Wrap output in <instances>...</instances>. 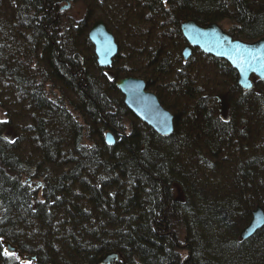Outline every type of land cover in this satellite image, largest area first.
<instances>
[{
	"label": "trees",
	"instance_id": "trees-1",
	"mask_svg": "<svg viewBox=\"0 0 264 264\" xmlns=\"http://www.w3.org/2000/svg\"><path fill=\"white\" fill-rule=\"evenodd\" d=\"M10 1L6 8L0 0V107L6 121L0 123V239L29 253L32 248L20 241L36 246L43 239L40 226L49 228L46 238L55 248L37 255L45 264H95L108 251L121 253L125 264H264V223L239 237L253 210L264 209V147L255 141L264 129V92L249 89L253 102H243L234 92L236 71L225 62L229 68L215 70L228 76L224 118L215 89L195 82L186 61L179 59L176 81L152 82V74H173L169 61L177 50L164 48L168 41L185 44L183 19L200 25L227 21L229 33L237 29L233 36L243 40V33L263 36L264 0H137L148 25L162 29L157 36L165 46L147 55L144 78L174 117L165 137L135 119L113 85L131 75L119 72L132 53L120 37L128 41L140 34L138 28L104 14L108 30L119 38L110 80L87 38L91 16L108 10V2L83 0V16L74 19L59 9L61 0ZM131 13L139 24L147 23L142 10ZM78 38L91 47L88 54L76 52ZM9 90L15 97L11 111L2 101ZM181 97L187 104L178 109ZM108 131L116 137L113 144L105 141ZM27 144L31 154L25 153ZM47 165L54 168L52 179L39 173ZM26 178L43 180L40 199ZM30 228L39 232L30 236ZM1 252L0 246V263H12Z\"/></svg>",
	"mask_w": 264,
	"mask_h": 264
},
{
	"label": "water",
	"instance_id": "water-1",
	"mask_svg": "<svg viewBox=\"0 0 264 264\" xmlns=\"http://www.w3.org/2000/svg\"><path fill=\"white\" fill-rule=\"evenodd\" d=\"M64 1L69 3L73 0ZM180 27L188 45L202 48L209 53L214 52L222 59H226L230 66L237 70L241 80H247L251 73L264 78V38L251 43L242 42L235 37L233 38L214 22L202 26L190 20L181 23ZM88 39L94 46L93 52L96 55V63L99 66H110L113 56L117 53V43L101 19H97L89 27ZM186 49L188 54L189 48ZM114 85L123 97V104L132 115L141 119L158 134L165 136L170 134L173 116L160 104L156 95L146 90L143 80L128 76L116 80ZM107 141L112 142L111 139ZM252 217L254 219H251L250 223L240 233L241 239L252 235L256 229L263 225L264 215L260 207L253 210ZM2 244L4 249L15 253L21 262L29 263L34 260L33 255L21 254L8 241H3ZM116 258L117 255L114 253H108L99 257L98 263L111 264Z\"/></svg>",
	"mask_w": 264,
	"mask_h": 264
},
{
	"label": "rangeland",
	"instance_id": "rangeland-1",
	"mask_svg": "<svg viewBox=\"0 0 264 264\" xmlns=\"http://www.w3.org/2000/svg\"><path fill=\"white\" fill-rule=\"evenodd\" d=\"M79 1H83V0H79ZM93 1V0H92ZM101 1H103V0H101ZM104 1H106V2H108L109 3V8H108V10H104V9H97L96 11H95V13H94V16L92 17L91 16V18H90V20H97V19H101L105 24H106V21H105V18H104V14L106 15V16H109V15H114V22H119V19L118 18H126L127 19V22L125 23V21L126 20H124V23H125V25L128 27H130V26H132L133 25V27L134 28H138V29H136V30H138L139 32H140V34L139 35H132V37L131 36H129L128 38H129V40L127 41H125L124 40V38H123V36L121 35V40H122V42H124V44H125V46H127V47H129L131 50H132V53H129V51H124V52H128L129 53V57H127V60L126 61H124L123 63H124V65L122 66V68L119 70V72H121L122 70L124 71H130L129 73L131 74V75H129L130 77H136V78H139V79H141V80H143L144 81V84H146V80H145V78H144V76H145V74H146V72L149 70V68H148V65L150 64V60L148 61V59H147V55L148 54H150V55H152L153 53H155L156 52V50L157 51H159V47H163V46H165L164 45V43H163V40L164 39H160L157 35H158V33L159 32H161L162 31V29L161 28H159V27H156V25H154L153 23V26L151 25H148V18H147V16H146V14H148V13H146V11H144L143 9H142V7L140 6V3H138V1L137 2H135V1H133V0H124V1H126L127 3H123L124 5V7L123 6H121V4L120 5H116V3H120L122 0H104ZM103 1V2H104ZM97 2H99V0H97ZM140 2V1H139ZM83 3H84V1H83ZM107 3V4H108ZM85 4V3H84ZM126 4H128V5H134V8L135 9H137L138 11L140 10H142L143 11V15H144V18H146L147 19V23L145 24V23H143V24H139L138 22H140V21H138V22H136L137 20H133V13H131L133 10H134V8L133 9H127L128 7H126ZM98 5H100V6H104L103 4H100V3H98ZM78 6V4H75L74 6H73V8H72V10L75 12V10H76V14L78 15V16H80L81 14H82V12L83 11H81L79 8H75V7H77ZM59 9H60V7H59ZM77 9H79L78 11H77ZM99 10L101 11V12H99ZM70 13H72V11L70 12ZM136 14V13H135ZM85 15H86V13H85ZM85 15H84V17H85ZM83 16V15H82ZM83 17V18H84ZM86 18V17H85ZM122 18V19H123ZM144 18L142 19V18H140V20H141V22L143 21H145L144 20ZM121 23V22H120ZM220 25H222L224 28H226L227 30L228 29H230L231 28V25L232 24H230V23H228L227 21H223L222 22V24H220ZM67 27L69 28V29H71V28H73L74 27V24L70 21V22H68L67 23ZM144 30H146L145 31V33H143L144 32ZM148 30H150V31H148ZM126 31V30H125ZM143 34H145L144 35V37L142 38L141 37V35H143ZM168 34V37L170 38H172V34L169 32V33H167ZM116 39V41L118 42V44H119V38H115ZM159 39V42H156V40H158ZM78 40L79 41H77L78 43H80L79 44V46H80V48L81 49H79L78 51H76V52H80L79 54H81L80 56H82V55H84L85 53L86 54H88L89 52H90V50H91V47L89 46V45H85V43L82 41V39H80V38H78ZM135 43V44H134ZM129 45V46H128ZM6 47V46H5ZM123 49V48H122ZM164 50H169L168 49V47L167 48H164ZM11 51H9L8 50V52H6L7 54H9ZM177 54L178 52L177 51H172L171 50V54L172 55H175V54ZM14 54H16L15 52H14ZM158 54H159V52H157V55L156 56H158ZM159 58H161V55L160 56H158ZM5 58V57H4ZM10 58V57H9ZM174 58V57H173ZM173 58H171L173 61H169V63H170V65H171V69H169L168 71H171L172 70V73L173 74H169L168 76H164V77H162V75L161 74H158V73H156V74H152V77H155L154 79H152V82H153V84H161V85H163V84H167V83H170V82H173V81H176V78L175 77H177V75L175 74V73H177L178 71H179V69H177V67H179V63H180V61H179V59H178V61H177V59L175 60V58L173 59ZM194 59V58H193ZM193 59H191L192 61H193ZM8 60V59H7ZM146 68V69H145ZM109 69V68H108ZM108 69H105V71H103L104 73H106L107 71H109ZM136 70H138L139 72H138V74L137 73H132V72H134V71H136ZM177 71V72H176ZM214 71V70H213ZM94 72H96V71H94ZM186 72H188L189 74H191V76H195V78L196 79H194V81L195 82H197L200 86H202V84H205V85H208L207 87H208V89L209 88H212L213 90L215 89V91H216V93L218 92V93H223L224 94V96L222 97V100L224 99L225 100V98H227V94H226V92H225V90H226V88L228 87V82L227 81H224V80H226L225 79V77L224 78H222V77H220L219 79L218 78H216V77H214V75L216 74V73H214V72H211L210 71V69H207L206 67H204V66H202V64L200 63V64H194V65H192V63H190V65H188V70H186ZM88 73H92V70L90 69V71L88 70ZM133 75V76H132ZM161 75V76H160ZM124 77V76H123ZM122 77V78H123ZM208 78V79H211L212 81H214V82H216V86L214 87V86H212L214 83H212L211 82V80L210 81H205L203 78ZM36 78H38V76L36 77ZM118 78H121V77H118ZM178 78V77H177ZM203 79V80H202ZM38 80V82L40 83V81H39V78L37 79ZM117 80V79H116ZM116 80H114V82H113V85L115 84V81ZM36 83V82H35ZM53 83V85L54 86H57V84L58 83H56L55 84V82H52ZM255 83V86H254V90L256 91V90H259V91H263L264 92V87L263 86H258L257 84V82L255 81L254 82ZM49 85V84H48ZM47 85V86H48ZM211 85V86H210ZM257 85V86H256ZM35 86V85H34ZM115 86V85H114ZM38 87H40V86H38ZM38 87H36L35 86V88H37L38 89ZM116 87V86H115ZM29 89H31L30 87H28ZM146 90H148L149 92H151L152 94H154V95H156V93L154 92V90L153 89H148V87L146 86ZM215 91H214V93H215ZM225 92V93H224ZM120 93V92H119ZM121 95V94H120ZM119 95V96H120ZM235 95V94H234ZM157 96V95H156ZM120 97H122V96H120ZM164 97V96H163ZM14 94H13V92H12V90H9V91H5V96H4V99H2V101L3 102H5L6 104H7V110L8 111H11V109H13L14 108V105H13V101H14ZM236 98H238L237 97V95H236ZM236 98H234V99H236ZM219 100V99H218ZM122 101H123V97H122ZM262 102H264V98H263V100H262ZM220 103V100L218 101V105H219V113L222 115V117H224V118H226L227 116H228V114H229V110H224L223 109V107H221V105L219 104ZM185 104H187V101H186V99L184 98V97H181L180 99H179V106L180 107H178V109H181V108H183V107H186V106H184ZM224 104H226V103H224ZM183 105V106H182ZM226 107H227V104H226ZM17 108V107H16ZM222 108V109H221ZM217 109H218V107H217ZM264 109V108H263ZM20 110V109H19ZM128 110V109H127ZM167 110V109H166ZM129 111V110H128ZM170 111V110H169ZM130 112V111H129ZM218 112V111H217ZM264 116V115H263ZM134 117V116H133ZM135 118V117H134ZM3 119H5V113L3 112V110H2V108L0 107V120H3ZM135 119H137V118H135ZM173 119H174V117H173ZM27 123L28 122V118H26V117H23L22 118V121H21V123ZM172 123H173V121H172ZM172 127H173V124H172ZM172 131H173V128H172ZM171 131V132H172ZM110 132V131H109ZM170 132V133H171ZM256 133H257V131H255ZM256 133H254L253 135H251V137H254V138H256L257 136H258V138H260V140H259V142L257 143V145L258 146H263L264 147V129L263 130H261V132L260 133H257L258 135L256 136ZM113 134V133H112ZM111 134V139H112V142H114L115 140H116V137H115V135H112ZM161 136H164L165 137V135H162V134H160ZM170 135V134H169ZM168 135V136H169ZM87 141H88V139H87ZM249 141H247V143H248ZM90 143V142H89ZM89 143L87 144V145H89ZM246 143V144H247ZM240 144V143H239ZM239 144H238V147H239ZM245 145V144H244ZM24 146V148H26L25 150V153L26 154H31V152H32V146H30V145H23ZM234 151H236V150H234ZM246 151V150H245ZM247 151H248V153H249V155H250V153H251V148L250 149H247ZM62 153H63V151H62ZM248 153L246 154V152H245V155L246 156H249L248 155ZM257 154H258V152H256ZM26 154H25V156H26ZM256 154V155H257ZM49 165V164H48ZM47 165V166H48ZM46 166V167H47ZM51 169H54L53 167H50V166H48V168H47V170H49V172H51V173H48V171L45 169V168H42V167H40V169H39V173L40 174H42V175H47V178H49V179H52L53 178V175H54V171H52ZM100 173V172H99ZM41 175V176H42ZM56 175H58V173H56ZM55 175V176H56ZM100 175H102V173L100 174ZM33 177V176H32ZM43 177V176H42ZM24 179H25V177H24ZM39 180H41L42 182H43V180L42 179H37L36 180V178L34 179V181H29V182H31L30 184H29V187H31L32 189H35V191H36V197H37V200L38 199H40V196L42 195V186H37V181H39ZM51 191H49V193H50ZM25 219H27V222L29 221V219H28V217L27 218H25ZM49 229V228H48ZM48 229H47V227H43V226H40V228H39V231H40V233L42 234V236H43V239L41 240L42 242H40L39 244H36V246L34 245V244H31L30 242H26L25 240H18V241H20V243L23 245V246H25L26 248H32V250L31 251H29V253H27L28 255H35V257H36V260H35V262H33L34 264H45L44 262V259H42L43 257L42 256H40V257H37V255L40 253V252H42V254H43V252H45V253H48V251H51V250H53V248H55V247H53V241L51 240V239H49V238H46V232L48 231ZM32 230V231H31ZM39 231H34V228L33 229H28V233H29V235L31 236L32 234L31 233H33V234H35V232H39ZM50 240H51V243H50ZM1 241H2V239H0V246H1V249H2V243H1ZM8 242L12 245V246H14V247H16L17 248V244L16 243H14L12 240L10 241L9 239H8ZM3 251H4V249H2V252L1 253H3ZM98 258V257H97ZM11 259L13 260L12 261V263H10V262H8V261H6L4 264H22V263H19V262H17V260H16V258L15 257H11ZM68 260V259H67ZM33 263H25V264H33ZM0 264H3V263H0ZM112 264H120V259L117 257V261H114ZM125 264V263H124Z\"/></svg>",
	"mask_w": 264,
	"mask_h": 264
},
{
	"label": "bare ground",
	"instance_id": "bare-ground-1",
	"mask_svg": "<svg viewBox=\"0 0 264 264\" xmlns=\"http://www.w3.org/2000/svg\"><path fill=\"white\" fill-rule=\"evenodd\" d=\"M159 1V0H158ZM14 3V2H13ZM6 4V5H5ZM8 4L9 5H12V2L10 1V0H1V5H2V7H6L7 8V6H8ZM5 5V6H4ZM4 11H5V9H4ZM190 20H192V21H194L193 19H191V18H185V19H183V22L182 23H184V22H188V21H190ZM195 22V21H194ZM199 25V24H198ZM3 26V23L2 22H0V28ZM239 32V30H234V32L232 33L233 35L235 34V33H238ZM245 38H244V42L246 41V42H249V43H251V42H256L258 39H260V38H262L261 36H258V35H255L254 37H251V35H249V34H247V33H243L242 34ZM166 45H167V47L168 48H170V49H173V50H177V52H178V56L176 57V59H177V61H178V59H180V61L182 62V61H186V64H188V65H190V63H192V65H194V64H202V66H204V67H206L207 69H210V71L211 72H214V73H216V68H219V66H223V64L226 62L227 63V61H226V59H222L221 57H219L216 53H214V52H212V53H209V52H206V51H204L202 48H199V47H196V48H192L191 46H180L179 44L177 45V46H173L172 45V43H171V41H168L167 43H166ZM186 48H189V52H188V54L186 53ZM204 54L206 55V57L204 56ZM194 58V59H193ZM175 59V60H176ZM191 59H193V61L191 60ZM228 64V66L230 67V68H232L231 66H230V64L229 63H227ZM223 67H225V66H223ZM227 67V66H226ZM225 67V68H226ZM229 67H227V68H229ZM233 69V68H232ZM214 70V71H213ZM233 70H235L236 72H235V75H234V80L236 81V84L238 85V87L236 88V90L234 91V92H237V94H238V97H241V99H242V101L244 102H253V99H251L250 97H247L248 96V92L250 91L249 89H252V90H254L255 88H254V86H255V83H254V81H252L249 77H248V79L246 80H244V79H240V76H239V74L237 73V70L236 69H233ZM226 74H224V73H219V74H215L214 75V77H216V78H220V77H222V78H224L225 77V79L228 77L227 75L225 76ZM194 79H196L195 78V76H194ZM205 81L208 79V78H203ZM202 79V80H203ZM227 80V79H226ZM241 81V82H240ZM264 78H262L261 79V81H256L258 84V86L260 85V86H263L264 87ZM217 82V81H216ZM216 82L214 83L215 85L214 86H216ZM233 83H234V81H233ZM256 85V86H257ZM202 86H204V87H207L208 85H205V84H202ZM207 90V89H206ZM242 90H244L245 92H246V97H245V94L243 93V92H241ZM208 92H211V93H213V91H209V90H207ZM215 91V90H214ZM215 93H216V91H215ZM114 94H116V96H119L117 93H114ZM222 95H224L223 93L221 94V93H216V97L220 100L221 98H222ZM244 97V98H243ZM263 98H264V93H263ZM244 99V100H243ZM226 100H227V98H225V100H223V102L224 103H226ZM122 104H123V102H122ZM221 104V107H223V109L224 110H229V107H226V105L225 104H222V103H220ZM222 109V108H221ZM259 140H260V138H258L257 137V139L255 140L256 141V143H258L259 142ZM196 145V144H195ZM202 176V175H201ZM198 177V181L199 182H201V184H202V181H203V177ZM260 209L262 210V213H263V215H264V209L260 206ZM255 210V209H254ZM251 219H254L253 217H252V214H251V217H250V219H249V221L245 224V225H243L242 226V228L240 229V231H239V233H241L242 232V230H244V228H246V226L250 223V221H251ZM264 223V222H263ZM238 225H239V223H238ZM240 235V234H239ZM251 236V235H250ZM2 240H4V241H8V239L7 238H2ZM114 254L115 255H117V257L119 258V259H122V255H121V253H118V252H114ZM105 254L104 253H102V254H99L98 255V257H102V256H104ZM117 259V258H116ZM139 262V261H138ZM95 264H99L98 263V258H96V260H95Z\"/></svg>",
	"mask_w": 264,
	"mask_h": 264
},
{
	"label": "snow or ice",
	"instance_id": "snow-or-ice-1",
	"mask_svg": "<svg viewBox=\"0 0 264 264\" xmlns=\"http://www.w3.org/2000/svg\"><path fill=\"white\" fill-rule=\"evenodd\" d=\"M0 123H6V121H0ZM3 255L5 257H15V253L10 252L8 249H4ZM16 259H19V257H15ZM22 264H25V262H22Z\"/></svg>",
	"mask_w": 264,
	"mask_h": 264
},
{
	"label": "flooded vegetation",
	"instance_id": "flooded-vegetation-1",
	"mask_svg": "<svg viewBox=\"0 0 264 264\" xmlns=\"http://www.w3.org/2000/svg\"><path fill=\"white\" fill-rule=\"evenodd\" d=\"M74 3V2H73ZM73 3H71L70 5H68V6H66L64 9H70V8H72V6H73ZM62 7V6H61Z\"/></svg>",
	"mask_w": 264,
	"mask_h": 264
}]
</instances>
